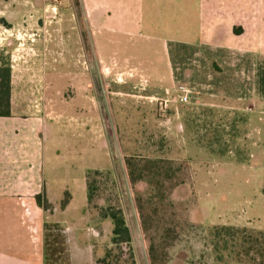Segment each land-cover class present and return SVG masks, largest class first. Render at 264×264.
I'll return each mask as SVG.
<instances>
[{
	"label": "rangeland",
	"instance_id": "1",
	"mask_svg": "<svg viewBox=\"0 0 264 264\" xmlns=\"http://www.w3.org/2000/svg\"><path fill=\"white\" fill-rule=\"evenodd\" d=\"M213 1L0 0V54L6 59L9 57L11 64L36 59L39 54L33 45L38 31L56 29L58 44L66 43L73 50L72 53L58 52L57 60L71 59L74 74L80 75L83 62L93 64L96 60L94 37L104 34L121 40L119 60L129 57L135 64H147L150 83H162L161 87L171 89L167 95L159 88L157 100L118 97L112 95L111 84L128 76H116L112 68L95 69L98 73L94 87L102 94L105 104L103 135L100 130L97 134L86 128L88 118L81 110L86 107L82 98L62 101L54 97L52 123L56 130V150L52 166L56 169L58 184L78 194L76 189L85 182L87 170L110 174L101 181L103 187L96 202L101 207L122 210L131 231L136 264H151L152 247L166 255L163 264H238L235 254L226 252L223 261H216L212 229L229 226L256 232L264 230L261 209L264 134L260 139L257 133L262 122L242 111L252 106L250 101L244 105L240 102L253 87L246 84V79L241 83L239 68L225 67L227 71H221L213 64L231 53L224 49L216 53L210 50V45L219 40L223 41L220 45H225V38L222 39L225 35L239 39L235 35L240 36L242 30L231 32L230 28L227 31L221 28L219 33H202L198 26L210 24L206 15L214 10L210 12L207 4ZM253 1L258 0H241L247 6L244 15H252ZM259 3L264 6V0ZM217 13L226 15L219 9ZM228 14L241 16V12ZM112 32L130 33L139 38L121 37ZM81 40L84 50H81ZM238 47L249 52L247 55L235 53L237 57L247 56L250 63L254 59L260 64L264 62V47L256 43ZM106 55H112V48ZM56 69L58 74L52 75L55 88L51 94L60 95L65 89L62 95L69 98L72 96L66 89L69 78L59 75V72L67 73L68 68L57 64ZM25 71L36 75L32 68ZM171 79H175L174 87ZM184 94H188V103L178 101ZM163 100L169 101L167 111H161ZM130 157L166 160L179 169L175 180L168 184L172 187L163 203L153 198L148 183L132 185L129 182L125 161ZM137 200L146 206L143 221ZM49 205L52 215L54 205ZM154 210H158L155 215ZM148 217L150 229L146 230L143 222ZM46 225L51 242H65L68 248L69 244L63 240L68 236L64 225ZM168 228L174 232L173 238L166 234ZM111 229L113 226L105 225L103 233L96 230L99 234L95 236L105 240V249L111 247ZM161 246L166 251L162 252ZM68 256L58 255L57 263H48L46 258L45 264H71Z\"/></svg>",
	"mask_w": 264,
	"mask_h": 264
},
{
	"label": "crops",
	"instance_id": "2",
	"mask_svg": "<svg viewBox=\"0 0 264 264\" xmlns=\"http://www.w3.org/2000/svg\"><path fill=\"white\" fill-rule=\"evenodd\" d=\"M207 7L210 12L214 10V13L206 15L210 19V24L204 27L202 23V26H198L202 33L205 31L219 33L222 31L221 28L225 31L230 28L231 32L236 29L242 30L240 36L235 35L239 39L227 38L225 35L222 38H225V45H220L223 41L219 40L216 44L210 45V50L216 53L215 51L222 52L224 49L225 52L231 53L221 58L218 64L217 62L213 64L221 71H227L225 67L239 68L241 83L243 84L246 79V84L249 83V86L253 87L248 91L247 97H241L240 102L242 105L251 102L252 106L248 105L249 107L243 108L242 111L246 116L251 113L259 119L258 122H262L260 130L257 131L258 138L261 139V135L264 134V62L260 64L254 59L250 63L247 56L239 58L235 53L248 54V50L238 47L243 43L246 45L256 43L258 47H264V6L259 0L253 1L251 16L244 15L247 6H243L241 0L236 2L214 0L209 2ZM217 9L226 15L217 13ZM232 12L238 15L241 12V16L237 18L228 14ZM36 35L38 39L34 41L33 46L36 47L39 56L36 59H26L24 63L11 64V117L0 118V264H45V225L48 223L64 225L65 233L68 235L66 242L69 244L67 249L71 264L78 262L95 264V261L105 254V240L101 236V239L95 236L99 234L96 230L99 229L103 233L105 225L112 226L110 222L101 221L98 216L90 213L86 176L85 182L79 184L76 189L78 194L58 184L56 169L52 166L56 150L54 147L56 130L52 123L55 111L54 97H60L62 101L82 98L86 107H81V110L85 111L88 118L85 121L86 128L97 134L100 130L103 135L105 104L102 94L94 87L98 73L95 69L103 71L112 68L116 76H128L126 80L118 79L111 84L112 95L118 97L127 95L135 99L157 100L156 93L159 92V88L167 95L171 89L168 86L161 87L162 83H150L147 77V64L142 62L135 64L129 57H125L123 61L119 60L120 39L116 41L115 38L110 39L104 34H101L100 38L94 37L92 43L96 60L93 64L83 62V70L77 75L78 73L74 74L71 59L57 60L58 52L65 53L68 50L72 53L73 50L71 46L68 48L66 43L58 44L56 29L53 31L49 28L40 29ZM117 35L139 38L138 35L130 33L119 32ZM81 46V50H84L82 40ZM111 48L112 55H106ZM232 55L236 61H233ZM57 64H63L64 68H68L67 73L59 72V75L69 78L66 85V89L72 93L69 98L63 96L65 89L60 91L61 93L57 92L60 95L51 94L55 88L52 75L58 74ZM30 68L35 70L36 75L26 73L25 70ZM171 85L172 87L176 85L175 79H171ZM122 90H126L125 93ZM88 171L90 170H87L86 174ZM66 194L70 196V202L63 208L62 202ZM39 195H44L48 202L54 205L52 215L49 214L50 210L45 211L38 205L36 198ZM55 205L60 208H56ZM262 205L261 209L264 211V202Z\"/></svg>",
	"mask_w": 264,
	"mask_h": 264
},
{
	"label": "trees",
	"instance_id": "3",
	"mask_svg": "<svg viewBox=\"0 0 264 264\" xmlns=\"http://www.w3.org/2000/svg\"><path fill=\"white\" fill-rule=\"evenodd\" d=\"M11 109L12 67L10 58L6 59L3 54H0V118L11 117ZM125 168L129 182L132 185L138 182L148 183L152 187L153 198L161 200L162 203L167 199V194L172 187L169 188L168 184H171L175 180L179 172V169L174 168V164L170 161L147 160L138 157L127 158ZM105 177L108 179L110 174L99 170H90L86 174L87 201L90 213L98 216L101 221H110L113 226L111 247H106L104 256L97 259L95 264H136L131 231L122 210L113 206L101 207L96 202V197L99 196L103 187L101 181ZM69 200L70 196L66 194L62 202L63 208L69 204ZM36 201L45 211L50 209V205L44 195L37 196ZM140 201L137 200L138 211L143 221L146 206L143 203L141 204ZM157 212L158 210H154L153 214L155 215ZM149 220L150 218L148 217L145 223L143 222L146 230L150 229L148 226ZM45 230L46 258L47 260L49 259L48 263L53 261L57 263L56 257L58 255H69L68 249L65 242L61 244L57 241L51 242V236L48 234L50 231L49 226L46 225ZM166 232V234L173 238L174 232L170 228ZM210 234L214 253L217 254L216 261H223V253L226 252L228 254H235V262L238 264H264V231L256 232L245 227L221 226L214 227ZM168 239L165 240L168 241ZM63 240L66 241L65 238ZM164 246L167 247L169 245L167 244L166 246L164 244ZM160 249L162 252L166 251L163 246ZM150 259L151 264H163L166 262V255L160 254L157 247H152Z\"/></svg>",
	"mask_w": 264,
	"mask_h": 264
},
{
	"label": "built area",
	"instance_id": "4",
	"mask_svg": "<svg viewBox=\"0 0 264 264\" xmlns=\"http://www.w3.org/2000/svg\"><path fill=\"white\" fill-rule=\"evenodd\" d=\"M186 91V90H184ZM176 101V100H174ZM180 103H188V94H184L182 97L179 98L178 100ZM168 104H169V101H161L160 102V107H161V111H167L168 110Z\"/></svg>",
	"mask_w": 264,
	"mask_h": 264
}]
</instances>
